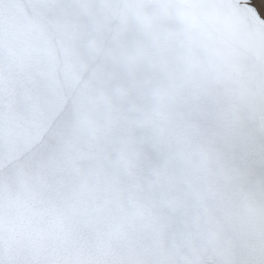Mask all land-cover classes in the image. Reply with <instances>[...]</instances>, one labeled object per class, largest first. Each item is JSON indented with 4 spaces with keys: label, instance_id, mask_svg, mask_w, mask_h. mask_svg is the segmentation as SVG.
<instances>
[{
    "label": "water",
    "instance_id": "95a60500",
    "mask_svg": "<svg viewBox=\"0 0 264 264\" xmlns=\"http://www.w3.org/2000/svg\"><path fill=\"white\" fill-rule=\"evenodd\" d=\"M0 264H264L254 0H0Z\"/></svg>",
    "mask_w": 264,
    "mask_h": 264
},
{
    "label": "bare ground",
    "instance_id": "6f19581e",
    "mask_svg": "<svg viewBox=\"0 0 264 264\" xmlns=\"http://www.w3.org/2000/svg\"><path fill=\"white\" fill-rule=\"evenodd\" d=\"M254 2L260 8L261 12L264 15V0H254Z\"/></svg>",
    "mask_w": 264,
    "mask_h": 264
}]
</instances>
